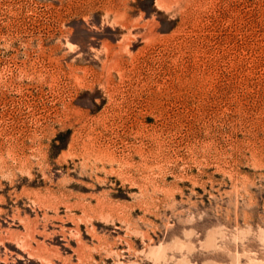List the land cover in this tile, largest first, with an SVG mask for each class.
<instances>
[{"label": "rangeland", "instance_id": "374dc122", "mask_svg": "<svg viewBox=\"0 0 264 264\" xmlns=\"http://www.w3.org/2000/svg\"><path fill=\"white\" fill-rule=\"evenodd\" d=\"M0 264H264V0H0Z\"/></svg>", "mask_w": 264, "mask_h": 264}, {"label": "bare ground", "instance_id": "6f19581e", "mask_svg": "<svg viewBox=\"0 0 264 264\" xmlns=\"http://www.w3.org/2000/svg\"><path fill=\"white\" fill-rule=\"evenodd\" d=\"M34 250H35V249H34ZM37 250H38V249H37ZM37 250H36V251H37Z\"/></svg>", "mask_w": 264, "mask_h": 264}]
</instances>
